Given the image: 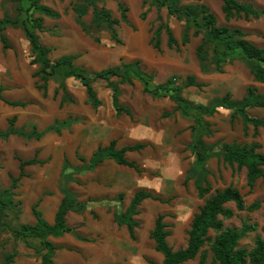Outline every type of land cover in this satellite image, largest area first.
I'll list each match as a JSON object with an SVG mask.
<instances>
[{"label": "rangeland", "instance_id": "obj_1", "mask_svg": "<svg viewBox=\"0 0 264 264\" xmlns=\"http://www.w3.org/2000/svg\"><path fill=\"white\" fill-rule=\"evenodd\" d=\"M92 1L71 0L66 12L71 10L74 3L82 7L85 5L87 16L85 15L82 19L87 25H90L93 17ZM94 1L100 8H109L116 18H120L121 15L120 10L117 8L118 3L119 1H123L129 7V16L133 25L129 26L121 23L120 26L122 27H117L125 46L116 43L107 29H91L95 31L91 35L100 39L99 45L103 46L105 55L107 56L102 62L97 63L94 62L95 59L92 56L80 55V60H83L81 62L85 65L87 72L92 74L112 66L115 55H119L125 50L130 55L136 53L133 58L124 57L126 62L141 59L144 61V63H140V69L151 76V87L161 84L169 78H173L176 85L183 86V94L190 101L205 104H210L217 98H221L227 91H232L235 96H241L245 92V87L255 82L250 68L242 57L237 56L233 59L228 58L224 66V72L214 71L202 74L199 71L195 56L196 45L201 39V35L198 38L193 37L191 42L186 46L169 48L167 46V35L163 33L162 50H156L151 43L153 30L158 24V10L156 6L144 5L143 0ZM241 1L250 2L255 7L264 9V0ZM54 2L56 1L54 0ZM186 3H206L216 14L220 25L227 24L231 27H240L247 33L249 40L259 46H264V15L259 18L246 19L241 17L226 21L222 11V0H188ZM143 12H146L145 18L141 17V13ZM161 14L165 20L170 22L177 38L181 40L186 23L185 17L177 18L176 16L169 15L166 8L161 10ZM12 17L15 16L13 15ZM161 57L173 62L176 59L180 60V58L185 60L188 64L186 65L187 71L196 72L199 80L204 81V86L202 88L185 86L186 76L188 75L187 71L181 70L180 67L173 69V71L167 70V60H164L162 64L157 61ZM67 83L69 85L67 92L60 89L55 94L54 87L57 89L59 87L57 83L51 82L48 97L44 98V103H40L45 107V110L50 108L49 111L53 114V119L57 117L60 121L55 127L63 130L60 139L52 142L53 146L49 147L55 149V151L51 152V160L42 166L32 165L33 168L38 167L37 172L31 171L28 180H24V184L22 183L19 186V193L14 197L15 202L18 199L22 200V205H15L4 219L10 222L14 228H19L23 224L34 223L35 217L32 214V205L40 196L43 199L41 202L43 216L46 220L52 222V205L55 203V199L60 197L58 195L60 187L65 184L71 190H73L71 184L75 183L79 189H89L91 187L92 191L101 190L103 193L105 190L114 191L112 204L113 210L117 213L123 212L127 208L130 199L137 189L145 188L159 195L162 200L147 199L140 206V214L137 216L140 225L136 231L135 238L129 235L124 226H120L115 238H97V240L86 242L83 246L84 248L81 250L84 261L82 260L80 263L75 262L62 252H57L55 259L57 258L56 263L58 262V264H106L109 262L107 260H111L108 247H117L123 251H128L132 255H136V258L142 264H149V259L161 264L162 257L155 249L154 241L150 236L156 217L161 213L165 214V220L171 224L170 229L172 230V234L169 237V243L174 249L186 246L191 221L194 214L205 201V198L199 196L195 184V178L200 177V174L197 172V156L195 152L198 149L205 152L214 150V153L218 155L221 151L220 146L224 142L234 139L244 140L241 123L236 125L235 122L231 123L229 112L223 109H220L218 113L210 118L206 116L205 118L211 121L212 132L204 135L202 138L203 145H199V148H196L193 147L195 138L193 126L196 123L192 117L185 116L175 109L174 103L168 95L155 96L145 92L144 82L140 78L133 80L132 84L124 83L120 85V100L132 109V118L125 114L122 116L116 115L114 108L111 106L112 90L107 87L106 81L98 79L93 82L101 100L102 106L100 108L91 106L88 102L85 87L78 80L70 77L67 79ZM257 86L264 92V83H257ZM21 96V92L12 89H7L5 92L6 99L26 100ZM60 100L61 104L66 102L65 107L61 108L59 106ZM35 104L40 105L37 102ZM17 109L14 106H8V111L11 110L16 113ZM54 109L63 113L66 118L57 116V111ZM257 112L259 110H254L251 114H262L261 112ZM95 114L98 115L99 119L103 118L106 120L110 117L117 119L122 125H127V123L133 124L134 128L140 132L139 139L151 143L144 150L136 153L131 152L128 156L130 159L138 162L142 168L141 172H138L134 168L110 163L108 165L102 164V166L93 171L87 170V166L89 165L87 161L90 153L89 148L98 144V142L94 144L97 131L94 130V127L90 126L92 123L89 121L90 115L93 116ZM38 122L41 123L40 120L35 121L32 119L24 121L22 124H24V129L27 130ZM47 125L49 124H44L42 127ZM148 130L150 131L149 135H144ZM53 134L55 133L48 131L43 139L48 140ZM106 134L107 131L103 134H98L100 136V145L107 142ZM251 137L245 138L250 140ZM258 139L264 145L263 137L259 136ZM20 140V142H17V140L11 141L8 139L0 142V162L8 171L14 174H17L19 170L15 154L18 152L24 159L31 158L35 153L34 147L38 145L35 140L29 142L22 141L21 138ZM88 144L93 145L89 147ZM217 148L220 149L219 152H217ZM79 156L85 157L86 160H80ZM64 159L65 165L63 166L62 162ZM207 167L211 171V174L208 175L212 183L211 193H214L217 189H223L227 185H234L242 191L248 205L253 201H262L261 207L256 211H238L233 204H230L235 209V215L231 219H224L225 226L237 228H241L245 222L258 223L259 229L246 234L240 241L241 246L251 248L254 245L256 236L258 234L264 235V232L261 230V227L264 225V177L256 183L254 190L250 192V188L247 185L245 168L239 169L236 165L230 166L224 164L218 161L216 157L208 161ZM7 170L0 171V192L8 187L11 182L7 175ZM189 176L191 178L188 179ZM78 178L80 180L79 183H77ZM74 192L77 193L78 191ZM121 192L124 193L122 198L119 197V193ZM108 204L106 203V205ZM98 205L103 206L101 204ZM93 216L94 221L86 219L83 221L85 224L81 225L80 223L76 225L79 233L90 236V238L93 237L90 233L94 231L95 227L102 224L95 212ZM110 219L112 223H116L112 216ZM67 221L68 224L73 225V218L68 217ZM100 234L107 235L103 232ZM211 234L214 236L215 232H211ZM28 240L30 246L25 240L15 238L11 230L0 229V262L9 252L17 251L18 255L12 264H41V256L31 247L39 245V242L33 238H29ZM209 255L211 257V252H209ZM184 264H198V257Z\"/></svg>", "mask_w": 264, "mask_h": 264}, {"label": "trees", "instance_id": "obj_2", "mask_svg": "<svg viewBox=\"0 0 264 264\" xmlns=\"http://www.w3.org/2000/svg\"><path fill=\"white\" fill-rule=\"evenodd\" d=\"M22 1V0H18ZM30 5L25 8L27 18L4 17L0 19V32L4 44V48L9 47L7 36L3 33V29L7 25L22 27L28 36L35 57L32 63H38L40 69L35 72L39 76L41 83L39 88L47 94L48 81L53 76H73L79 80L85 87L88 102L94 107L101 105V100L95 90L93 82L101 79L106 81L107 87L112 90V103L117 115L127 114L133 117L132 109L121 103V84H132L133 80L140 78L144 82V91L155 96L168 95L172 101L177 104V110L185 116L194 119L196 125L193 126L195 131V139L193 145L196 148L203 145V136L212 132L211 124L205 120L204 115H213L220 107L231 111V121L241 117L244 123V132L248 133V126L252 124L255 130L260 127L264 129V119L251 116L248 109L253 107L264 108V93L260 92L256 86L249 85L245 95L241 99H235L230 92H227L221 98H217L210 104L204 105L190 101L183 94V86L176 85L173 78L151 87V76L144 70L140 69L141 60L125 62L122 61L118 65H114L94 73L87 72L83 66L74 63L75 55L62 56L55 61L49 57L50 49L43 46L39 40L35 29L43 28V17L35 16L47 15L58 17L59 13L53 8L42 4L41 0H29ZM188 0H143L144 5L156 6L158 10V24L153 30L151 43L154 48L162 50V34L167 35V46L169 48L181 45H187L191 36L199 37L201 40L196 47V56L200 63L202 72H224V66L228 58L242 57L246 65L250 68L254 79L264 83V46H259L247 38V33L240 27H231L227 24L220 25L216 14L206 3L190 4ZM93 17L90 25H87L82 19L87 12L85 5L82 7L77 3L73 4L78 20L85 26L89 33H93L91 29H107L112 39L123 44V39L119 36L117 26L121 21L131 25L128 12L129 7L122 1H119L118 7L121 13L120 18H116L105 7H99L97 3L92 1ZM166 8L169 15L177 18L185 17L186 23L183 30L181 41L176 37L172 26L168 20H165L161 14V10ZM23 7L20 6L19 10ZM222 11L226 21L233 18H259L264 15V9L255 7L250 2L241 0H222ZM141 17H146V12L141 13ZM31 26V28L29 27ZM97 30V31H98ZM100 41L98 37L95 38ZM64 69V70H62ZM64 71V73H63ZM116 78V80H115ZM59 88L56 93L62 89L67 92V86L63 79L59 81ZM185 86H196L202 88L204 83L197 81L196 75L188 74L186 76ZM2 87H0L1 97ZM63 102V101H62ZM15 105H25V102H13ZM17 117L13 116L9 119V127L6 130H0V138L7 139L11 135H18L23 138H40L43 133L37 129L26 130L16 127ZM53 128V127H52ZM60 132V129L57 130ZM147 142H136L121 148L117 147V140L113 139L106 146H99L94 150L87 169L93 170L100 165L105 159H112L118 164L134 168L141 172L139 164L134 160H129L126 156L127 152L140 151L148 146ZM203 147V146H201ZM261 145L257 142L240 143L234 141L226 143L218 156L227 164L237 166V168H246L247 185L251 192L256 181L264 176V150L261 151ZM36 156L30 159H22L19 155L16 158L19 162V175L16 177L10 174L11 183L8 187L0 192V229H9L15 238L23 239L30 246L29 238L37 240L39 245L31 246L41 256V264H56L55 254L60 248L52 240L51 237L57 236L64 232H73L82 240H88L74 231L73 227L67 224V214L70 211L83 212L86 209L84 203L79 201L77 195L68 187H63V197L55 213L54 221L49 222L43 216L40 208L41 198L32 205V214L35 222L31 224H23L19 228H14L4 219L8 212L15 205L21 206L22 200L14 201V197L18 195L20 180L27 175L25 167L30 164H44L46 160L39 159ZM82 158V157H80ZM208 155L203 150H197V172L200 177L195 178L196 188L201 198H205L203 205L194 214L188 231V240L186 246L174 249L168 238L172 234L171 224L165 220V214H159L154 226L150 232L151 238L155 242V249L164 255L161 264H184L198 257V264H264V236L258 234L255 238L254 245L251 248L241 246L240 241L246 234L255 232L259 229L258 223L245 222L241 228L225 226L224 219H231L235 215V209L238 211H255L261 207V200H257L247 205L245 196L242 191L234 186L227 185L223 189H217L211 193L212 183L208 180L211 171L206 166ZM1 167V165H0ZM191 178L190 176L188 179ZM208 195V196H207ZM124 193H120L119 197H123ZM147 199L162 200V198L152 191L140 188L136 190L125 211L116 213L115 219L120 225H126L130 236L136 237V229L140 222L137 216L140 214V206ZM230 204L235 206V209ZM264 232V226L261 227ZM211 232H215L212 236ZM209 247V248H207ZM211 252V257L209 255ZM18 255L17 251L9 252L0 264H12ZM149 264H160L155 260L149 259ZM113 264V263H111Z\"/></svg>", "mask_w": 264, "mask_h": 264}, {"label": "crops", "instance_id": "obj_3", "mask_svg": "<svg viewBox=\"0 0 264 264\" xmlns=\"http://www.w3.org/2000/svg\"><path fill=\"white\" fill-rule=\"evenodd\" d=\"M55 1L56 2H54V0H51V1L41 0L42 4L47 5L51 8H53L54 10H56L59 13L58 17H51V16H47L44 14L43 15L42 14L41 15L35 14V16H42L43 17V28L42 29H35V32L38 34L41 44L50 49L49 57L51 58V60L55 61L56 59H58L59 57H62V56L75 55L77 57L73 60L74 63L78 66H83L84 68H85V65L82 64L81 61H83V60L82 59L80 60V57H79L80 55L81 56L82 55L83 56L84 55L85 56H92L95 59L94 62H97V63L102 62V60H104L105 57L107 56V55H105V51H104L103 46L99 45V41H97L95 39V37H93L91 35V33H89L85 29V26L79 22L76 11L73 9V5H72L71 10L66 12L68 7L70 6L71 0H63V1L62 0H55ZM16 5L18 8L16 7ZM28 5H30L29 0H22V1L0 0V19L4 18L6 16V17L13 18V19L20 18L21 20H25L27 18V14H28L26 12L25 8H27ZM20 6L23 7L22 10H19ZM117 8L119 9L118 6H117ZM107 9L112 13V11L109 8H107ZM15 11H16V13H15ZM13 15L15 17H12ZM112 15H113V13H112ZM128 16H129V12H128ZM120 17H121V15H120ZM129 20L131 21L130 16H129ZM121 23L127 24L126 22L121 21L117 27L121 28L122 27V26H120ZM127 25H129V24H127ZM132 25L133 24L131 21V25H129V26H132ZM29 27L31 28V26H29ZM2 31L7 36V39H8V42L10 45H9V47L4 48V44H3V41L1 38V32H0V87H2L1 97H0V130L1 131L6 130L9 127V119L12 118L13 116H16L17 117V121H16V127L17 128L24 129V124H22V122H24V121H28V120H32V119L35 121L40 120L41 123L40 122L35 123V124H33V126L30 129H27V130L30 131V130H33L35 128L38 131L43 133V135L38 139L37 138L27 139V138L20 137L18 135H11L7 139L0 138V142H3V141L8 140V139L11 141L17 140V142H20L21 141L20 138L22 139V141H26V142L35 140L38 143V145H37V147L36 146L34 147L35 153H34L33 157L36 156V151L38 150L37 157L39 159L46 160V163H44V164H39V163L30 164V165H27L25 167V171H26L27 175H25L20 180L21 183L19 184V186H21L22 183L24 182V180H28L32 170L37 172L38 167L33 168L32 165L42 166V165L47 164L51 160V158H50L51 152L53 150L55 151V149L54 148L52 149L49 147H52L53 146L52 142L60 139V136L63 133L62 129H60V132H58L57 130L59 129V127H55V126H57L58 122H60L58 120V118L56 117L53 119V114L49 111L50 108L45 110V107H43L40 103H44V98L48 97V94L50 92V87H51L50 83L51 82L57 83V86L59 87V84H60L59 81L61 79H63L66 83V86L68 87L69 85L67 83V79L70 77H73V76H65L64 74L62 75L61 73H60V76H53L48 81L47 94L44 95V91L39 88V84L41 83L39 76L35 75V72L40 69V65L38 63H32L31 62L32 59L35 57V54L33 52L31 42H30L28 36L26 35L24 29L21 26L18 27V26H14V25H7ZM193 37L194 36H191V40ZM195 38H198V37H195ZM191 40H190V42H191ZM200 40H199V42H200ZM179 41H181V40H179ZM199 42H198V44H199ZM119 45L125 46L124 43L119 44ZM197 45H196V47H197ZM181 46H183V45H181ZM184 46H186V45H184ZM108 53H106V54H108ZM135 54L136 53H133L132 55H130L124 50L121 54L115 55L114 64L112 66L118 65L122 61L126 62V59L124 57L128 56V57L133 58V56ZM121 55H123V56L120 57ZM195 56H196V49H195ZM196 59L198 62L199 71L202 74H206L205 72H202L197 56H196ZM164 60H167V59H164L161 57V58H158L157 61L160 62V64H162V62ZM141 61L144 63V61L142 59H141ZM167 62H168V63H166V65L168 66L167 70L173 71V69H176L177 67H180L181 70H186V71L188 69L186 66L188 64L185 62V60H182L181 58H180V60L176 59L174 62L172 60H169V61L167 60ZM145 63H146V61H145ZM62 70H64V69H62ZM63 73H64V71H63ZM187 74H194V75H196L197 81L202 82V83L204 82V81L199 80L198 74L194 71H187ZM187 74H185V75H187ZM253 79H254V76H253ZM254 81H255L254 83H250L249 85L256 86L258 88V90L260 92H262L260 90V88L257 86V83H263V82L256 81L255 79H254ZM249 85H247L245 87V92L241 96L240 95L235 96L232 91H227V92H230L232 97H235V99H241L245 95L246 89ZM191 87H196V86H191ZM55 88L56 87H54V93L56 94L57 88L56 89ZM7 89H12L14 91L21 92V95H22L21 97H24L26 100L6 99L5 98V92ZM262 93H264V92H262ZM61 100H60L59 106L62 108V107H65L66 102L61 104ZM13 102H25V105H15V104H13ZM36 102L39 103L40 105L35 104ZM172 102L174 103L175 109H177V104L174 101H172ZM201 104L207 105V103L206 104L201 103ZM9 105L14 106L15 108H18L17 112L15 113L14 111H11V110L8 111ZM62 105H64V106H62ZM91 106H93V105L91 104ZM101 106L102 105H99L98 108H100ZM111 106L113 107L112 100H111ZM220 109H223V110H226L229 112L230 121H231V111L228 109H225L223 107H220L219 110ZM219 110L216 113H218ZM254 110H259V112H261L262 114L252 115L251 112ZM55 111H57V110H55ZM248 112L251 116H255V117H259V118L264 119V108L253 107L251 109H248ZM259 112H257V113H259ZM115 113H116V111H115ZM216 113H214L213 115H215ZM56 114H57V116H59L61 118H64V119L66 118V116L63 115V113H61L60 111H57ZM116 115H117V113H116ZM122 115H124V114H122ZM122 115H119V116H122ZM125 115H127V114H125ZM213 115L205 114L204 118L206 116L208 118H210ZM19 116H20V118H19ZM97 116L98 115L95 114L93 116L90 115V117H89L90 118L89 121H91V123H92L90 126L94 127L95 128L94 130L97 131L96 141L94 142V144H96L97 142H98V144H96L92 148H89L90 153H89V158L87 160L88 162H89V159L91 158L94 150H96L99 146L108 145L113 139L117 140V147L118 148H121V147L129 145V144H134L136 142H147V143H149L148 146L151 145L150 142L139 139L140 138L139 137L140 132H139V130H136V128H134L133 124L127 123V125L126 124L122 125L117 121V119H112V118L108 117V119L104 120L103 118L99 119ZM127 116H129V115H127ZM205 120H207L211 124V121L209 119L205 118ZM64 122H66V120H64ZM234 122H235V125L238 123H241V131H242V136L244 137V140L234 139L231 141L224 142L220 146V149H222V147L226 143H232L234 141H237L240 143L257 142L261 145L260 150L261 151L264 150V145L258 139L259 136L263 137V139H264V129L262 127H260L258 130H255L254 126L252 124H249L248 133L245 134L244 123H243L242 118L238 117L234 120ZM47 123L49 125L42 127V125L47 124ZM231 123H233V122L231 121ZM48 131L53 132L55 134H53L51 136V138H49L48 140L43 139ZM105 131H107L106 136H107L108 140H107V142L103 143V145H100L99 144V141H100L99 137L100 136L98 134L99 133L103 134ZM149 133H150V131L148 130L144 133V135H149ZM249 136H252L250 140H248V138H245V137H249ZM122 137H124V138H122ZM92 145L93 144H88L89 147H91ZM147 147H145V148H147ZM193 147H195V145H193ZM144 149H142V150H144ZM220 149H218L217 152H219ZM142 150H140V151H142ZM198 150H201V149H198ZM140 151H134V153L140 152ZM130 153L131 152H127L126 156L129 160H132V159H130V157H128ZM205 153L208 155L206 166L208 165V161H210V159L213 157H216L218 161H221L222 163L227 164L216 153H214V150H212V151L209 150L208 152H205ZM214 154H216V155H214ZM16 155L20 156V154L18 152L15 154V157H16ZM195 155L197 156V150L195 152ZM33 157H31V158H33ZM80 157H82V156H79L80 160H86L85 157H83V158H80ZM22 159H24V158H22ZM27 159H30V158H27ZM17 161H18V165H19L20 161L18 159H17ZM134 161H136V160H134ZM109 163L115 164V165L118 164L117 162H115L112 159H105L100 165H98L94 169L99 168L100 166H102V164L108 165ZM0 165H1L0 171L7 170L1 162H0ZM62 165L63 166L65 165V159L62 162ZM120 165L121 164H118V166H120ZM121 166H125V165H121ZM126 167H128V166H126ZM87 170L93 171V170H89V169H87ZM6 172H7L8 176L10 174H12V175L17 177L19 175L20 170H18L17 174H14L13 172L8 171V170ZM9 172H10V174H9ZM246 177H247V170H246ZM263 177H261V178H263ZM261 178H259L256 181V183ZM9 179H10V176H9ZM208 180H209V177H208ZM25 182H27V181H25ZM79 182H80V180L78 178L77 183H79ZM256 183H255V186H256ZM255 186H254V188H255ZM63 187H68V186H67V184H65L62 187H60V190L58 191V195L60 197H57L55 199V203L52 205V209H53V214H52L53 220H52V222L54 221L55 213H56L58 206H59V204L62 200V197H63V192H62ZM71 187L73 188V190H71L69 188L71 191H73V192L78 191L77 193L76 192H74V193L77 195L79 201H81L82 203L85 204L86 209L83 212L70 211L67 214V219H68V217L73 218V225L68 224V221H67V224L70 227H73L74 231L76 233H78L84 237H87L88 240L85 241V240L79 239L75 235V233H73V232L61 233V234L57 235V237L56 236L51 237V240L57 246L60 247L57 250V252H62L66 256H68L70 259H73V261L80 263L82 260L84 261V259H83L84 256L81 253V250L84 248L83 246L85 245L86 242H91V241L97 240V238H100V239L101 238L102 239L103 238H115V237H117L118 228L120 226H122V227L124 226L126 228L127 232H129V230H128L126 225H120L115 219V214L117 212H115V210H113V204H112L114 191L110 192L108 190H105V192L103 193V191H101V190L100 191L99 190L98 191H96V190L92 191L91 187H89V189H79L78 185L75 183L71 184ZM254 188H253V190H254ZM18 189H17V193H19ZM105 193L110 194V195H107ZM121 193H123V192H121ZM40 198H41V202H42L43 199H42V197L39 196L38 199H40ZM100 200H103V201H100ZM106 203H109V204L106 205ZM41 204L42 203H40V208H41ZM98 204H101L103 206H99ZM246 204H247V202H246ZM93 211L100 218V220H101L100 222H102V224L95 227L94 231H92V233H90V235H93V237L90 238V236L83 235V234L79 233L77 231L76 225H79L80 223H81V225L85 224L83 221L86 219L94 221L93 220L94 219V216H93L94 212ZM111 216L114 218L116 223L111 222V219H110ZM137 229H138V227H137ZM137 229H136V231H137ZM102 232L106 233L107 235L100 234ZM129 235H130V233H129ZM168 241H169V238H168ZM154 244H155V242H154ZM108 248H109L108 251H109V254L111 256V260H107L109 262H107L106 264H111V263H113V264H142V262L136 258V255H132V254L128 253V251H123L122 249L117 248V247H113V248L108 247ZM57 252H56L55 256L57 255ZM158 253L162 257V261H163L164 255L161 252H158ZM56 259H55V263H56ZM41 263H42V260H41ZM56 264H58V262Z\"/></svg>", "mask_w": 264, "mask_h": 264}]
</instances>
